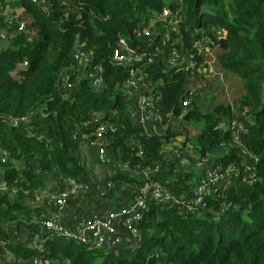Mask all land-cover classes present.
Returning <instances> with one entry per match:
<instances>
[{
    "label": "trees",
    "instance_id": "1",
    "mask_svg": "<svg viewBox=\"0 0 264 264\" xmlns=\"http://www.w3.org/2000/svg\"><path fill=\"white\" fill-rule=\"evenodd\" d=\"M50 1L51 12L46 13L30 0H0V32L7 36L0 40V146L10 151L14 161L6 167L8 191H0V264H19V260L33 263L40 255L31 246V238L51 236L40 224L31 223L35 217L47 218L44 208L29 205L33 195L56 179L61 186L67 178L88 181V169L76 155L78 151L81 155L83 144L75 137L90 133L92 128L84 127L83 122L95 111L105 112L104 121L118 129L106 155L108 165L118 171L111 180L122 182L126 188L139 181L124 167L133 171L136 165L161 161L164 143L177 135L173 130L177 123L183 130V126L196 123L199 133L193 138L201 159L209 157L214 165H236L242 173L232 178L222 198H209L205 215L149 204L140 225L141 246L132 257L128 248L105 254L94 246L53 238L45 244L48 262L264 264V0ZM6 6H21L30 15L33 23L28 27L37 29L32 39L26 32L15 31L17 21L8 20ZM165 10L183 16L179 32L167 26L162 18ZM151 20H156L161 34L169 32L166 44L158 37H137ZM194 35L213 43L214 58L204 62L213 60L216 74L201 81L185 67L168 65L173 52L182 57L191 52L190 38ZM120 38L139 52L153 54L155 63L146 68V78L160 97L157 106L162 113L174 115L169 124L165 118L168 129L163 136H146L130 116V97L122 88L131 65L112 64ZM156 48L161 50L158 54ZM80 50L95 54L90 73L103 69L100 90L86 79L77 80L81 66L73 58ZM24 60L30 66L19 82L13 73ZM68 73L73 76L70 91L63 84ZM232 77L239 81V95H233L229 84ZM190 90L195 96L192 106L185 110L181 101ZM5 118H29V122L14 128L1 120ZM222 123L228 131L220 128ZM233 123L247 124L248 131L241 133V138L258 158L253 171L257 179L252 185L240 183L246 170L237 148L229 152L220 145L235 134ZM190 176H179L174 184L185 191L194 189L198 177L191 183ZM89 184L91 191L94 185ZM119 191L109 194L111 200ZM110 208L117 210L119 206ZM9 222L16 225L12 232L4 228ZM23 231L30 235L24 237ZM98 253L104 255L105 262L97 263Z\"/></svg>",
    "mask_w": 264,
    "mask_h": 264
},
{
    "label": "built area",
    "instance_id": "2",
    "mask_svg": "<svg viewBox=\"0 0 264 264\" xmlns=\"http://www.w3.org/2000/svg\"><path fill=\"white\" fill-rule=\"evenodd\" d=\"M43 8L46 13L51 12L50 0H30ZM71 0H64L65 3ZM5 15L8 20L17 21L15 31L17 33H28L32 39L37 29L33 26L28 27L33 23V19L28 15L25 9L21 6L11 8L6 6ZM162 18L170 27L172 32H179L183 23V16L180 14L170 13L165 10ZM26 20V21H25ZM156 20H151L147 25L143 26L137 33L139 38H148L153 40L158 37L162 39V43L166 44L170 40L169 32L161 34V31L155 27ZM198 34V32H196ZM5 33L0 32V40H6ZM193 43L191 52L182 57L178 52L171 54V59L168 65L172 67H185L186 71H192L194 77L199 81L203 80L209 74H216V69L213 65L214 61L209 63L204 62L207 59H212L211 46L213 43L210 39H204L192 36ZM181 43V41H180ZM131 48L125 39L120 38L118 41V49L114 52L112 64L116 67L131 65L129 70V79L122 88L123 92L130 97V116L135 121L136 125L143 129L146 136L155 135V128L161 125H168L174 117L172 113L163 114L162 109L157 106L160 97H157L153 84L146 78V68L155 63L152 53L145 51L139 52ZM158 54L161 50L156 48ZM94 52H86L83 50L77 51L74 54V61L77 62L81 68L77 76V80H88L95 90H100L104 84V71L101 67L97 69V73L89 72V68L94 60ZM30 64L27 60L18 64L15 68L13 76L15 80L22 81L23 75L29 68ZM72 75L66 74L63 77V84L65 89L69 91L74 88ZM194 90L188 91L186 96L181 101L183 109H188L192 106L194 100ZM106 113L101 111L92 112L89 120L83 122L84 127L90 130V133H79L75 140L83 144L81 152L85 149H92L96 153V162L98 166L109 167L108 158L106 155V148L114 141L118 129L109 122H105ZM165 118H168V124L165 123ZM8 125L18 128L24 123L29 122V118H9L1 119ZM224 131H228L229 127L225 123L220 125ZM219 129V125L217 127ZM232 129L235 134L232 139L221 143V147L231 152L233 148H237L240 156L245 160L242 165L246 172L242 175L241 184L252 185L256 182V175L253 172L258 164V158L252 154L241 138V133H247L248 126L243 123H233ZM166 133V131H165ZM138 156L142 157L143 152L138 151ZM84 157V156H83ZM84 159V158H83ZM204 160H209L206 157ZM14 162L11 153L8 149L0 146V191H8V181L6 180V167ZM128 166L124 167V171L131 172L132 175L139 181L136 185H131L132 196L122 204L117 210H112L105 214H89L82 217L80 213L76 215L78 209H81L83 203H88V198H92L91 194L98 189L101 196H105L108 192L116 188V182L111 178L118 173L117 169L109 170L107 174H102L97 177L92 184L96 188L90 191L89 183L80 185L76 179L67 178L63 181L65 184L53 180L51 184L47 185L39 193L33 195L29 201V205L33 209H42L46 212L47 218L35 217L31 223L40 224L51 234L49 238H43L41 235H34L31 238V246L39 253L40 257L30 260L18 261L19 264H69V261H56L50 263L45 259L46 249L45 244L48 239L63 238L67 241H74L83 245L94 246L103 250L105 254L112 251H119L122 248L137 250L140 248L142 240V230L140 225L145 220V214L149 208V204H156L160 207L175 208L180 213L189 215H205L209 211V198H222L229 188L232 178H237L242 169L236 165L224 166L223 163L206 164L202 173L198 176V182L194 189L185 192L183 188L174 184L171 180H161L159 176L163 171L161 161L145 165H136L132 169ZM57 187L63 189V194L55 201L47 199V191L50 187ZM84 190V192L82 191ZM15 193V191H13ZM16 195V194H15ZM11 195V197H15ZM83 211V210H81ZM75 218V219H73ZM80 218V219H79ZM16 225L14 223H7L4 228L9 231H14ZM17 234V232H15ZM13 262L17 260L12 259Z\"/></svg>",
    "mask_w": 264,
    "mask_h": 264
},
{
    "label": "rangeland",
    "instance_id": "3",
    "mask_svg": "<svg viewBox=\"0 0 264 264\" xmlns=\"http://www.w3.org/2000/svg\"><path fill=\"white\" fill-rule=\"evenodd\" d=\"M237 83H239L237 79L233 77L229 78V84L234 90L233 95H236V94L239 95V87L237 86ZM179 119L181 120L182 117H180ZM167 127L168 125L163 127V129L165 130ZM179 127L180 125H178V123L175 126H173V130L177 131V135L171 138V140L169 141L170 143H164V149L166 148L165 151L170 150V155L168 157L169 158L168 162H166V164L164 165L163 158H164L165 153H162L161 164L164 165L163 169H167L168 171L175 170L173 172V177L175 178L178 177V175L180 174L183 175L185 173V170H187V167H188L189 170L187 172H192L191 179H193L202 173L207 163L206 160L201 159L199 150H197L198 147H196L195 138H193L199 133V128L196 127V123L194 122H191L190 124L183 126L185 130ZM182 131L184 135H180ZM164 133L158 131L156 132L155 136L156 135L163 136ZM187 133H188V136H186ZM187 138H189V140ZM84 154L86 156V152H84ZM76 155L80 159L83 166H85L86 168H89L93 179L95 178V175H96L95 172L101 171L104 169L103 167L102 168L99 167L96 163H92L91 160H86V159L83 160V154L81 153V155L79 156V151H78V154ZM86 183H90V182L85 180L82 183H80V185H84ZM117 186H121V185L118 183ZM46 191H47L46 193L47 199H50V201H55L59 197V195L64 193L63 189H58L57 187H54V185ZM82 191L84 192V190ZM93 197L97 200V203L100 204V195H99L98 189H96V193L94 194ZM24 237H26V235ZM131 250L132 251L130 252L129 257H132L135 253V250L133 249ZM104 258H105L104 255H102L101 253H98L97 259H96L97 263H102L101 261H104Z\"/></svg>",
    "mask_w": 264,
    "mask_h": 264
},
{
    "label": "crops",
    "instance_id": "4",
    "mask_svg": "<svg viewBox=\"0 0 264 264\" xmlns=\"http://www.w3.org/2000/svg\"><path fill=\"white\" fill-rule=\"evenodd\" d=\"M163 127H165L164 125L163 126H159L157 127V129L155 128V134L156 132L160 131L162 133H164V131H166L168 129V127L164 130ZM170 143V142H169ZM166 149V148H165ZM163 151L164 154V158H163V161H164V165L166 164V162H168L169 160V155H170V150L169 151ZM170 149V148H169ZM85 152H86V156L83 152H81L83 154V158L86 159V160H91L92 163H96V153L94 150L88 148V149H85ZM83 159V160H84ZM206 164H212L211 161L207 160V163ZM163 165V166H164ZM99 167H103V166H99ZM104 169L101 170V171H97L95 172V178L93 179V177L91 176V171L88 169V181L90 182H93L94 183V180H96L97 177L101 176L102 174H107L109 170H113L114 169L116 170L117 167L116 166H110L109 167H103ZM189 169L187 167V170H185V173L182 175H178L179 176H190L192 174V172H187ZM173 171H168L167 169H163L161 175L159 176V178L161 180H171V181H175L178 177H173ZM199 176V175H198ZM196 176L195 178L191 179L189 182H195L197 177ZM191 177V176H190ZM121 186H117L118 185V182H116V188L111 190L110 192H108L105 196H101L100 194V204L97 203V200L91 196L92 198H88V203H83V205L81 206V209H78V212L76 213V215H78L80 213V215L85 216L87 214H89V212H87V210L90 211L91 214H105V213H108L110 211H112V209L110 208V206H121L122 204H124L125 202H127L131 196H132V187L128 186L127 188L123 185L122 182L119 183ZM90 185V184H89ZM94 187L93 188H96V185L93 184ZM182 188V187H181ZM126 190L124 193H121V191ZM117 190H120L119 192H117L116 194L117 195H114L113 197V200H111V198L109 197V194L112 192V191H117ZM185 191V190H184ZM129 192V193H128ZM185 192H188V191H185ZM95 193H96V190H95ZM110 198V199H109ZM83 210V211H81ZM75 219V218H73ZM80 219V218H79ZM23 235L26 237H28L30 235V233L28 231H23Z\"/></svg>",
    "mask_w": 264,
    "mask_h": 264
}]
</instances>
